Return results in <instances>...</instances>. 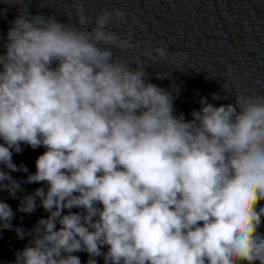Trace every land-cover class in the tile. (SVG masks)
<instances>
[{"label":"clouds","instance_id":"9594fccd","mask_svg":"<svg viewBox=\"0 0 264 264\" xmlns=\"http://www.w3.org/2000/svg\"><path fill=\"white\" fill-rule=\"evenodd\" d=\"M3 2L18 15L0 36V190L15 198L11 172L28 173L13 151L43 147L25 181L43 186L18 210L39 200L48 213L15 228L29 239L12 264H82L78 252L87 264H264V94L218 106L202 96L185 119L175 85L115 55L134 47L110 30L123 9L92 16L75 0L68 23L31 13V0ZM154 51L152 61L172 59ZM14 216L0 200V228Z\"/></svg>","mask_w":264,"mask_h":264},{"label":"water","instance_id":"95a60500","mask_svg":"<svg viewBox=\"0 0 264 264\" xmlns=\"http://www.w3.org/2000/svg\"><path fill=\"white\" fill-rule=\"evenodd\" d=\"M74 2L31 0L27 9L33 14L39 11L75 23ZM85 7L92 16L104 8H120L126 12L124 21L112 25L110 30L122 38L130 36L134 47L124 52L114 50L115 55L133 63L139 58L146 64L147 79L151 83L168 90L175 85L178 89V93H173L175 112H182L185 119H191L192 110L200 108L202 96L218 106L233 103L238 93L264 94V0H85ZM70 12H73L71 19ZM16 15V6L0 0V36L6 34ZM161 46L172 59L150 60L147 53L157 55L154 49ZM157 73L167 77L158 79ZM225 81L228 91L222 88ZM213 93H219L221 99L213 100ZM21 147L20 153L13 151L12 159L17 166L25 165L28 173L17 171L11 175L20 182L22 190L15 198L7 190H0V200L8 203L15 213L13 227L0 228V264H12L15 252L28 242V235L20 239L15 228L27 232L40 217L48 215L39 200L31 214L18 210L23 196L43 186L25 181L29 173L35 172V161L45 150L23 144ZM260 230L264 232V224ZM74 254L82 264H87L86 252ZM97 264H103V259L97 258Z\"/></svg>","mask_w":264,"mask_h":264}]
</instances>
